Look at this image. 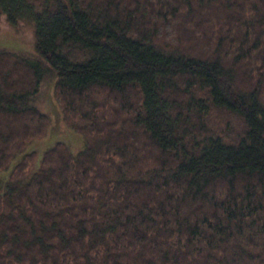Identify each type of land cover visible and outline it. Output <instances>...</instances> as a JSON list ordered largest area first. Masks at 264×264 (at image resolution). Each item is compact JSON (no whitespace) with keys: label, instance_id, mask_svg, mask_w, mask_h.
Instances as JSON below:
<instances>
[{"label":"trees","instance_id":"16d2710c","mask_svg":"<svg viewBox=\"0 0 264 264\" xmlns=\"http://www.w3.org/2000/svg\"><path fill=\"white\" fill-rule=\"evenodd\" d=\"M0 264H264V0H0ZM74 154L46 137L43 78Z\"/></svg>","mask_w":264,"mask_h":264},{"label":"rangeland","instance_id":"374dc122","mask_svg":"<svg viewBox=\"0 0 264 264\" xmlns=\"http://www.w3.org/2000/svg\"><path fill=\"white\" fill-rule=\"evenodd\" d=\"M30 35L26 33L23 37H15L11 33L3 31L0 34V49H11L15 53H21L23 55H30ZM40 92L37 94V104L41 111L47 113L50 117V127L45 138L35 140L30 143L24 152H36L38 157L46 152V150L52 148L57 142H61L70 146L71 151L76 154L84 147V138L81 134L75 132L70 126L64 123L62 114L58 108L56 101L53 97V83L54 79L51 76L43 78ZM22 154H18L13 162L10 164L7 170L2 171L0 174V180L8 176L10 170L19 160Z\"/></svg>","mask_w":264,"mask_h":264}]
</instances>
